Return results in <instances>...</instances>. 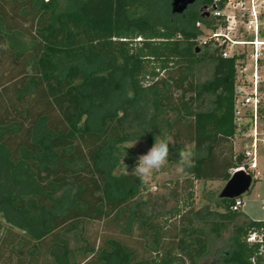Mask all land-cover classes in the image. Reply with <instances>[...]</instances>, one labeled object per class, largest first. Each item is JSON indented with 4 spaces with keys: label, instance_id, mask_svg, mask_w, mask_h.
<instances>
[{
    "label": "trees",
    "instance_id": "trees-1",
    "mask_svg": "<svg viewBox=\"0 0 264 264\" xmlns=\"http://www.w3.org/2000/svg\"><path fill=\"white\" fill-rule=\"evenodd\" d=\"M169 2L0 0V264H205L211 239L242 218L234 199L218 197L222 211L193 201L195 180L227 181L242 162L235 60L195 51L197 22L210 24L200 7L225 0L181 14ZM203 61L212 73L199 83ZM160 133L176 140L168 163L185 143L197 153L165 199L120 171L132 160L127 142ZM233 226L213 264H251L246 236L264 221Z\"/></svg>",
    "mask_w": 264,
    "mask_h": 264
},
{
    "label": "built area",
    "instance_id": "built-area-1",
    "mask_svg": "<svg viewBox=\"0 0 264 264\" xmlns=\"http://www.w3.org/2000/svg\"><path fill=\"white\" fill-rule=\"evenodd\" d=\"M227 8L232 10L227 12ZM263 10L264 0H225L223 8L212 9L209 17V46L218 47L222 57L235 60L234 137H242L243 141L247 139L242 153L244 162L231 171L242 169L253 178L259 175L258 158L264 147ZM200 25L201 22H197V26ZM241 26L249 34L247 38L238 37ZM197 42L201 41L197 39ZM244 205L242 197H238L230 209L241 212ZM246 242L254 248L251 264H264V228H251Z\"/></svg>",
    "mask_w": 264,
    "mask_h": 264
},
{
    "label": "rangeland",
    "instance_id": "rangeland-1",
    "mask_svg": "<svg viewBox=\"0 0 264 264\" xmlns=\"http://www.w3.org/2000/svg\"><path fill=\"white\" fill-rule=\"evenodd\" d=\"M197 7L199 8V6ZM230 9L232 10V8L229 9L227 8L226 11L229 12ZM169 11L171 12L170 2H169ZM235 11L237 12V10ZM261 22H262V27H264V10L262 11ZM198 28L200 30V34L197 37L198 41L203 42L204 40H206L207 43L202 44L201 42H199L197 45H201V47L203 46L207 47L206 45H209V27L206 24L201 23V25L198 26ZM262 35H264V33ZM248 36L249 34L245 33L241 26L238 37L247 38ZM247 48L249 47L247 46ZM262 51H263L262 57H264V48ZM211 73H212V63L209 61H203L199 63L198 65H196L193 71V74L197 82L199 83L209 79ZM146 79L148 80V78ZM213 99H214L213 95H209L205 98L206 108L212 107ZM245 141H247V139L243 141L242 137H234V139L232 140L234 158L239 154L242 155L244 151ZM152 145L153 144L147 142V140L145 139L127 142L125 146L127 148L128 153L132 156V160L131 161L127 160L125 166H122L120 171H126V170L132 171V169L136 164L137 158L141 154H145L152 147ZM258 161H259V165L257 170L259 171V175H257L256 179L253 181V185L250 191L241 196L245 204L252 203L250 201H253L252 199L253 197H255V192L257 191L258 185L264 184V147L263 146L260 150ZM242 162H244L243 157H242ZM181 176H182V172L180 166L174 162L168 163L164 168H162L161 170L155 173L153 180L151 181V184L147 185L149 189L148 191L152 192L151 187L152 185H155L157 189L156 193H158L160 196H162L165 199L167 198V189L170 185L169 181H173L177 178H180ZM225 184L226 182H224L221 185L220 183H207V182L203 183L202 181L196 183V187L194 184V188H193L194 207L196 209L208 207L209 209H218L222 211L223 209L218 207V203H219L218 195ZM166 202H167L166 200L165 201H163V199L160 200L158 206H156V211L165 213L166 210L168 209ZM143 209L145 213H151L153 211L151 205L149 204L144 206ZM243 209L245 208L243 207ZM256 210L261 217H264V212L260 209V207H257ZM242 220H243L242 218H239L233 225H239V224L241 225ZM233 225H229V227L225 230L224 236L222 238L211 239L209 258L205 260L206 261L205 264H208L207 261H209V264H213V262H211V260L213 259L212 257L214 255L213 249L217 246L224 247L227 244L228 237L230 236L232 230L234 229ZM92 226L93 228L96 229L98 228L99 225L98 223H95L92 224Z\"/></svg>",
    "mask_w": 264,
    "mask_h": 264
},
{
    "label": "clouds",
    "instance_id": "clouds-1",
    "mask_svg": "<svg viewBox=\"0 0 264 264\" xmlns=\"http://www.w3.org/2000/svg\"><path fill=\"white\" fill-rule=\"evenodd\" d=\"M0 47L7 48V45L5 44ZM26 71L29 75L33 74L32 66L29 65ZM125 93L129 99L134 96V92L130 88H126ZM175 146L176 140L173 135L169 133H160L155 137L152 147L145 154H141L137 158L132 173L142 184H151L155 173L168 164L172 149ZM196 154V144L194 142L184 144L177 153L178 164L181 170H186L195 165ZM151 191L153 193L157 191L155 185H152Z\"/></svg>",
    "mask_w": 264,
    "mask_h": 264
},
{
    "label": "water",
    "instance_id": "water-1",
    "mask_svg": "<svg viewBox=\"0 0 264 264\" xmlns=\"http://www.w3.org/2000/svg\"><path fill=\"white\" fill-rule=\"evenodd\" d=\"M195 1L196 0H171L172 12L174 14H181ZM212 8L216 9V6L213 5ZM206 14L209 15V13ZM201 50V45L195 46L196 52H200ZM253 181L254 178L248 172L242 169L233 170L230 172V177L226 181V184L218 196L219 198L225 199H235L241 197L243 194L250 191Z\"/></svg>",
    "mask_w": 264,
    "mask_h": 264
},
{
    "label": "crops",
    "instance_id": "crops-1",
    "mask_svg": "<svg viewBox=\"0 0 264 264\" xmlns=\"http://www.w3.org/2000/svg\"><path fill=\"white\" fill-rule=\"evenodd\" d=\"M233 140V139H232ZM258 165H259V161H258ZM258 169V168H257ZM231 172V170H230ZM256 178H254L255 180ZM199 181L207 182V183H220L221 185L226 182L225 180H207V181H203V180H195L194 184L196 187V183H198ZM253 201L251 204H245L243 207L245 209L242 208L241 210V215L243 220H262L264 221V217H261L258 212H257V207H260V209L264 212V210L262 209V202L264 201V184H260L257 187V191L255 192V197H253L252 199Z\"/></svg>",
    "mask_w": 264,
    "mask_h": 264
},
{
    "label": "flooded vegetation",
    "instance_id": "flooded-vegetation-1",
    "mask_svg": "<svg viewBox=\"0 0 264 264\" xmlns=\"http://www.w3.org/2000/svg\"><path fill=\"white\" fill-rule=\"evenodd\" d=\"M197 1V0H196ZM196 1L193 3V4H195L196 3ZM192 5V4H191ZM190 6V5H189ZM204 7H200V11H201V16L202 17H210V14H211V10H212V7H209V10L208 9H203ZM206 13H209V15H207Z\"/></svg>",
    "mask_w": 264,
    "mask_h": 264
}]
</instances>
